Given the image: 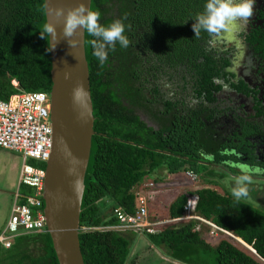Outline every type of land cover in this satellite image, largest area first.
<instances>
[{"label": "trees", "instance_id": "1", "mask_svg": "<svg viewBox=\"0 0 264 264\" xmlns=\"http://www.w3.org/2000/svg\"><path fill=\"white\" fill-rule=\"evenodd\" d=\"M206 2H90L91 10L101 13L99 22L102 25L123 19L125 35L131 43L126 49L119 43L114 51L109 49L108 58L101 66L93 54L91 41L94 37L87 32L84 34L95 132L91 138L79 215L78 239L84 264H126L130 240L122 235L125 231L108 228L117 224L113 209L134 213L136 194L133 187L145 180L162 182L158 171L176 175L191 170L204 183L215 185V181L210 180L214 169L199 162L204 161L199 152L203 150L214 156L215 163L224 157L217 155L216 142L209 144V139H205L206 133L196 125L200 123L189 117L190 123L183 124H191L189 128H176L167 137L161 131L147 127L130 108L133 100L130 61L137 58L140 64L145 52L159 56L156 51H164L160 45L166 42L177 43L182 59L199 57L200 43L206 32L202 31L197 39L191 26L197 14L204 11ZM45 24L44 0H0V100H7L16 92L11 80H16L22 91L50 93L48 35L44 34L42 38L40 34H43ZM171 50L174 52V46ZM28 163L45 168V163L33 160ZM27 191L22 190L23 193ZM104 199L111 201L110 209L100 205ZM188 202L198 215L240 238L264 260L263 211L243 200L236 201L227 193L201 188L176 197L166 214L172 218L180 217ZM194 226L195 222L165 226L157 234L145 235L154 248L162 249L167 258L180 264H264L235 246L227 236L220 237L212 245L194 230ZM0 264H58L46 228L40 233L16 236L8 249L0 246Z\"/></svg>", "mask_w": 264, "mask_h": 264}, {"label": "flooded vegetation", "instance_id": "2", "mask_svg": "<svg viewBox=\"0 0 264 264\" xmlns=\"http://www.w3.org/2000/svg\"><path fill=\"white\" fill-rule=\"evenodd\" d=\"M209 40L206 33L197 58L182 59L177 43L166 42L160 45L165 52L156 51L159 56L145 52L140 64L130 61V108L167 137L176 128H189L183 124L193 118L224 157L219 163L204 159L206 166L225 175L238 171L226 161L264 168V0H255L248 25L232 42ZM253 180L264 181V175Z\"/></svg>", "mask_w": 264, "mask_h": 264}, {"label": "water", "instance_id": "3", "mask_svg": "<svg viewBox=\"0 0 264 264\" xmlns=\"http://www.w3.org/2000/svg\"><path fill=\"white\" fill-rule=\"evenodd\" d=\"M90 2L91 0H44L46 23L56 25L57 37L48 35L52 81L49 93L52 150L49 160L45 162L42 200L45 227L58 264H84L78 239L79 215L91 138L95 132L84 49L85 32L81 29L72 38L77 41L76 45H69L62 35V20L58 23L53 12L57 8H63L66 12L80 3L90 7ZM77 88L83 90L79 98L75 95ZM155 151L170 155L165 151ZM199 162L207 165L205 161Z\"/></svg>", "mask_w": 264, "mask_h": 264}, {"label": "built area", "instance_id": "4", "mask_svg": "<svg viewBox=\"0 0 264 264\" xmlns=\"http://www.w3.org/2000/svg\"><path fill=\"white\" fill-rule=\"evenodd\" d=\"M11 84L16 92L7 100H0V149L18 153L22 158V164L10 214L4 228L0 231V246L4 249L11 246L16 236L40 233L46 228L44 208H42L45 170L29 164L28 161L45 163L49 160L52 150L50 94L22 91L16 80H11ZM183 174L193 183L198 181V176L191 170ZM161 185L163 182L155 183L152 180H145L133 187L132 190L136 194L134 213H125L120 208L113 209L117 224L108 228L152 235L159 233L165 226L195 222L194 230L206 240L208 238L219 240L220 237L227 236L247 247L256 259L264 262L240 238L198 215L190 202L184 207L180 217L172 218L166 214L163 218L150 219L149 194L152 191L156 193L155 187ZM22 187L27 188L31 193L21 192Z\"/></svg>", "mask_w": 264, "mask_h": 264}, {"label": "clouds", "instance_id": "5", "mask_svg": "<svg viewBox=\"0 0 264 264\" xmlns=\"http://www.w3.org/2000/svg\"><path fill=\"white\" fill-rule=\"evenodd\" d=\"M254 3L255 0H207L204 11L197 14L191 26L194 37L200 38L203 31L209 35L210 44H215L218 41L232 42L235 39V34L248 25L250 17L253 15ZM53 15L58 23L62 20V35L67 39L69 45H76L77 41L72 38L77 36L81 29L94 37L91 41L94 49L93 54L99 60L101 66L108 58L109 49L114 51L117 43L126 49L131 43L125 35L126 25L123 19H116L107 26L102 25L99 22L101 13L98 10H91L83 3L67 9L66 12L63 8H57L54 10ZM40 34L42 38H44V34L57 37L56 25L46 23L43 34L41 32ZM82 91V88L76 89L75 95L77 98L81 96ZM199 155L204 159L214 158L211 154L204 153L203 150L199 152ZM225 163L236 167L240 173L236 176H229L225 181L226 184L229 181L234 182V186L230 187L232 196L236 201L248 198V186L253 183V176L264 175V168L246 162H239L235 165H232L231 161Z\"/></svg>", "mask_w": 264, "mask_h": 264}, {"label": "rangeland", "instance_id": "6", "mask_svg": "<svg viewBox=\"0 0 264 264\" xmlns=\"http://www.w3.org/2000/svg\"><path fill=\"white\" fill-rule=\"evenodd\" d=\"M21 164L22 158L18 153L0 149V230L4 228L10 214ZM213 169V175L210 180L215 181L214 186L204 183L200 177H198L197 182L193 183L183 174L184 172L171 175L165 170L158 171L157 174L162 179L163 185L160 187L156 186L157 192L155 191L156 193H153L152 191L149 194L150 219L165 217L168 206L176 197L197 189L209 188L216 190L220 194L227 193L232 196L230 187L234 186V182L229 181L226 184L225 181L229 176H234V173H238V171L233 169V175H225L220 170ZM248 187L249 197L241 200L264 212V181L253 180V183ZM22 190L27 191L26 188H21V192ZM27 193L30 192L27 191ZM100 205L110 209L112 203L109 199H104L100 201ZM122 235L130 240V250H132L134 245L138 249L135 257L132 256L129 257V260L127 259V264H158L161 256L165 257L162 249L155 248V250H150L149 245H147L149 241L147 235L142 234L139 239L137 238V234L130 231H125ZM207 241L212 245L218 242L217 239L213 240L211 238H208ZM232 242L235 246L249 252L247 247L242 246L234 240ZM250 254L253 256L252 253Z\"/></svg>", "mask_w": 264, "mask_h": 264}, {"label": "crops", "instance_id": "7", "mask_svg": "<svg viewBox=\"0 0 264 264\" xmlns=\"http://www.w3.org/2000/svg\"><path fill=\"white\" fill-rule=\"evenodd\" d=\"M5 151H6V150H5ZM131 232L134 233V234H137V235H138V236H137L138 239H139V238L141 237V235L143 234V233H138V232H135V231H131ZM147 245H149L150 250H155V248L149 243V241H148ZM137 250H138V249H137L136 246L134 245L133 248H132V250H130V254H129V256H128V260L130 259L129 257H132V256L135 257V255L137 254ZM159 254H161V253H159ZM128 260H127L126 264L128 263ZM132 261H133V260H132ZM158 264H180V263H178V262H176V261H173V260L167 258L166 256H165V257L161 256V258H160Z\"/></svg>", "mask_w": 264, "mask_h": 264}]
</instances>
